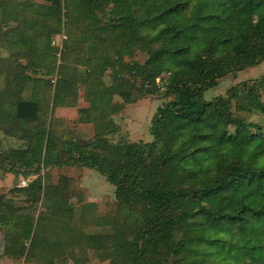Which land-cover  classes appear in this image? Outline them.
Segmentation results:
<instances>
[{"label":"trees","instance_id":"trees-1","mask_svg":"<svg viewBox=\"0 0 264 264\" xmlns=\"http://www.w3.org/2000/svg\"><path fill=\"white\" fill-rule=\"evenodd\" d=\"M0 48V131L23 140L0 137V168L86 165L115 186L118 205L98 217L111 231L84 235L86 253L73 260L48 228L71 225L67 175L16 185L0 192L3 254L27 264H264V125L241 113L264 116V73L204 97L264 60V0H0ZM126 50L147 57L127 60ZM146 93L172 96L152 116V139L112 141L114 114ZM63 106L93 125L91 138L66 124Z\"/></svg>","mask_w":264,"mask_h":264},{"label":"rangeland","instance_id":"rangeland-1","mask_svg":"<svg viewBox=\"0 0 264 264\" xmlns=\"http://www.w3.org/2000/svg\"><path fill=\"white\" fill-rule=\"evenodd\" d=\"M28 1V0H27ZM29 2H43V0H29ZM61 34L53 36L54 44H61ZM6 48H0V54H7ZM125 59H135L140 62L145 60L147 53L141 50H126L123 53ZM83 68V67H80ZM264 73V60L259 61L255 65L246 66L240 69L233 70L227 73L225 76L219 78L216 84L209 87L204 92L206 99L214 98L215 96L226 95L227 89L243 80H253L260 77ZM37 76L46 77V74L41 71ZM111 75V74H110ZM106 75V81H109L111 76ZM1 80V78H0ZM79 91L80 101L82 105H87L83 98L84 88L81 86ZM262 98L264 99V89L261 91ZM119 99L120 97L114 96ZM172 96H165L164 94L152 95L146 93V95L133 98L124 104L127 106L129 112L128 115L129 124L117 125L114 120L116 130L109 134V138L112 141H136L144 140L149 141L152 139V134L149 131V126L153 114L156 111L157 106L162 104L164 100L170 99ZM76 106H79L76 105ZM65 112V111H63ZM61 112V113H63ZM124 111L120 114H122ZM241 113L249 120H255L264 125V116L255 112ZM117 112L114 114V119L118 116ZM67 116V117H66ZM64 119L68 126L77 129L78 134L84 138H91L93 136V125L86 123L78 128V114L75 107L68 109ZM0 137L6 138L3 140V145L20 146L23 140L14 136H3L0 131ZM22 169V170H21ZM14 169H2L0 168V192H5L7 195L12 193L11 189L16 185H27L32 179L38 178L39 182L46 184L48 182H57L58 177L62 174L67 175L68 188L67 198L73 202V216L70 219L68 226H62L55 222L48 223L47 233L51 238L60 239L63 242V253L72 252L71 258L76 260L78 257H83L86 253L87 244H83V237L92 233H105L111 231L110 224L98 221L99 216H113L118 211L117 199L114 194L115 186L107 181L106 177L97 171L95 168L82 165L79 163L66 164L62 166H45L39 165L36 173H26L28 171L25 168ZM41 207V206H40ZM106 221V219H105ZM102 222V223H101ZM73 226V227H72ZM3 229L0 226V264H27L23 258L14 259L3 254ZM73 235L76 236L73 237ZM81 241V242H80ZM104 264H108L107 260L103 261Z\"/></svg>","mask_w":264,"mask_h":264},{"label":"crops","instance_id":"crops-1","mask_svg":"<svg viewBox=\"0 0 264 264\" xmlns=\"http://www.w3.org/2000/svg\"><path fill=\"white\" fill-rule=\"evenodd\" d=\"M57 35V34H56ZM56 35H54V36H56ZM62 35V37H63V34H61ZM62 37H61V44H62ZM51 43L52 44H54V40H53V37H52V39H51ZM61 44H56L58 47H61ZM114 99H116V98H114ZM85 102H87V101H85ZM88 105V104H87ZM87 105H85V106H87ZM71 108H73V106H63V107H60V114L61 115H63L64 116V118H65V116H66V114H67V110L68 109H71ZM122 110L124 111L122 114H120L121 112H122ZM63 111H65V112H63ZM61 112H63V113H61ZM129 112V110H128V107L127 106H125V107H123L118 113H119V115L118 116H116V118L114 119L115 120V122L117 123V125H123V124H129L130 122H129V118H128V115H130L131 113H128ZM67 117V116H66ZM65 119H68V118H65ZM78 123V128L80 127V126H82V125H84V124H86V123H84V122H81V121H78L77 122ZM88 124V123H87Z\"/></svg>","mask_w":264,"mask_h":264},{"label":"built area","instance_id":"built-area-1","mask_svg":"<svg viewBox=\"0 0 264 264\" xmlns=\"http://www.w3.org/2000/svg\"><path fill=\"white\" fill-rule=\"evenodd\" d=\"M124 77H128L130 80H132V77L131 76H129V74H124ZM156 82H157V84H159L160 85V88H162L163 87V83H164V80L163 79H161V76H157L156 77Z\"/></svg>","mask_w":264,"mask_h":264}]
</instances>
